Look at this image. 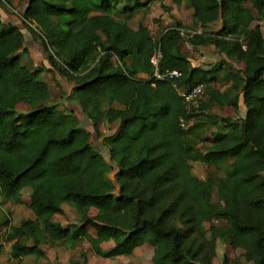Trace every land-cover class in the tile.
Instances as JSON below:
<instances>
[{
	"label": "trees",
	"instance_id": "16d2710c",
	"mask_svg": "<svg viewBox=\"0 0 264 264\" xmlns=\"http://www.w3.org/2000/svg\"><path fill=\"white\" fill-rule=\"evenodd\" d=\"M26 1L22 19L38 31L49 64L44 68L72 83L67 100L107 155L75 110L50 102L42 69L23 62L30 57L24 33L0 19V211L3 201L26 205L30 191L34 218L4 222L11 258H45L44 245L71 248L87 239L104 259L130 257L148 244L159 264H212L222 242L242 251L249 264H264V0H172L193 11V23L175 20L159 39L144 23L133 29L119 17L165 0ZM216 24L219 29L206 30ZM186 40L214 46L225 63L243 69L225 73L222 62L194 67L180 54ZM158 49L160 73L178 71L180 78H155L151 60ZM223 72L234 85L221 92L214 84ZM198 85L204 86L202 100L187 105L182 94ZM242 105L246 117L236 122L209 113L215 106L237 112ZM102 121L118 124L117 131L102 135ZM217 122L227 132L201 155L221 175L203 180L192 163ZM66 205L77 211L80 225L54 221ZM204 224H210L209 236ZM106 240L114 242L108 250L101 247Z\"/></svg>",
	"mask_w": 264,
	"mask_h": 264
},
{
	"label": "rangeland",
	"instance_id": "374dc122",
	"mask_svg": "<svg viewBox=\"0 0 264 264\" xmlns=\"http://www.w3.org/2000/svg\"><path fill=\"white\" fill-rule=\"evenodd\" d=\"M25 0H3L2 5H0V17L3 20L12 21L14 24L18 25L25 35V46L29 49L30 57L23 60L24 64L30 70L42 69L41 79L47 82L50 86L52 96L50 102L56 104L58 108L62 111L75 110L77 115L81 118L82 126L86 127L93 135V140L95 144L100 148L101 152L106 156V150L102 146V140L96 137V134L84 115L75 107L70 104L67 100V95L71 92L72 83L65 81L57 74L46 70L44 67L49 66L46 56L41 47L40 38L38 31L35 27L27 25L22 19V13L25 9L27 1ZM145 2L146 0H140ZM172 0H167L165 4L161 2H155L151 7L135 12L130 18L120 16V21L122 23H128V25L137 29L140 23H144L154 36V38L159 39L166 29L171 25L170 19V7ZM173 6V5H172ZM174 7V6H173ZM175 8V7H174ZM7 13L8 15H5ZM184 11L181 12L182 15ZM166 17V19H163ZM0 18V19H1ZM169 22V25L166 23ZM218 26V25H217ZM264 27V26H263ZM208 32L212 31V28L206 29ZM212 52V51H211ZM210 51H202L198 48L191 47L187 40L180 47V54L186 57L193 58L195 60V65L202 67L203 65L210 64V67L222 62L223 71L229 74H235L236 71L243 69V65L230 61L225 63L222 57L215 56ZM224 72L217 75V81L214 87L224 92L226 89L231 88L234 85L233 81H225ZM67 94V95H66ZM199 103V102H198ZM25 108L19 107V112H25ZM210 114L218 116L220 119L229 118L233 121H240L246 117L247 110L242 105L239 111H235L230 106H215L209 112ZM193 122L187 123L185 126L188 127ZM99 132L104 136H110L117 131L118 124H112L107 121H102L98 124ZM227 132L225 124L217 122L214 125H210L206 130V136L208 142L199 145L196 149V154L199 157L198 162H193V173L199 178L205 180L208 176H220L221 172L217 171L215 168L208 166L202 161V155L206 151V147L211 146L212 142L224 136ZM228 164L236 165L238 168L245 169L246 165L238 164L235 160H228ZM113 178V177H112ZM30 191H25L24 200L26 205H15L11 201H3L1 211H0V264H71L75 262L77 264H159L157 261L158 251L156 248L144 244L143 246L135 249L133 255L130 257L120 256L112 259H104L98 257L94 253V247L89 243L87 239H80L73 242L71 248L66 245H59L57 247H50L44 245L43 249L47 252V257L37 258L35 256H27L21 260H16L11 258L10 248L12 243L7 239V228L3 226L6 220H9L12 225H19L22 219H34L32 213L28 208L30 203ZM212 200L217 202L218 192L214 189L212 194ZM64 215H56L54 221L60 223L64 227L78 226L81 224L80 216L77 211L72 207L66 205L64 207ZM98 211L92 209L90 211V216H96ZM219 224V223H217ZM210 224H204L202 231L207 233L209 236ZM88 232L91 236L96 237L97 233L94 229L89 228ZM114 245L113 240H106L101 247L104 250L110 249ZM212 264H249L242 256V251H236L232 247L225 243H218L216 249V257L214 258Z\"/></svg>",
	"mask_w": 264,
	"mask_h": 264
},
{
	"label": "crops",
	"instance_id": "0c3cea01",
	"mask_svg": "<svg viewBox=\"0 0 264 264\" xmlns=\"http://www.w3.org/2000/svg\"><path fill=\"white\" fill-rule=\"evenodd\" d=\"M166 2H167V0H165L162 4H165ZM182 11H184L183 14H186L185 16L181 14ZM170 13H171V16H172L171 17L172 19H170L171 24L175 20L181 22L183 25H186V26H191L192 23H193V19H192L193 11L186 4H182V5L178 6V5H176L172 1L171 7H170ZM0 15H1V12H0ZM5 15H8V14L6 13ZM163 19H166V17H163ZM1 21L6 22V20H3L2 18H1ZM12 21H8V23H13ZM168 23L169 22H167L166 25H169ZM220 25L221 24H216V25L211 26L210 28H212V29H219L220 28ZM261 25H262V29H263V33H264V27H263L264 26V23H261ZM198 32H201V30H199ZM191 47H193V46H191ZM195 48H198V49H200L202 51H207V50L210 51V52L212 51L211 53L212 54H216L215 56H217L219 58L222 57L220 55V53L218 52V50L214 46L195 47ZM188 58L190 59V61L192 62V65L194 67H198V66L195 65V60L193 58H190V57H188ZM202 68L209 69L210 68V64L203 65ZM10 253H11V248H10Z\"/></svg>",
	"mask_w": 264,
	"mask_h": 264
},
{
	"label": "built area",
	"instance_id": "2783aa9c",
	"mask_svg": "<svg viewBox=\"0 0 264 264\" xmlns=\"http://www.w3.org/2000/svg\"><path fill=\"white\" fill-rule=\"evenodd\" d=\"M200 33V32H198ZM181 34L184 36L186 34H191L192 36L196 34V32H189L181 30ZM162 59V52L160 49H158L154 55V57L151 60V64L154 67L155 70V78L158 80H166V79H172V78H180L181 73L178 71L168 72L166 74H161L159 71V63ZM204 95V86L198 85L194 87L189 93H183L182 96L184 98V101L187 105H194L196 106L200 100H202Z\"/></svg>",
	"mask_w": 264,
	"mask_h": 264
}]
</instances>
